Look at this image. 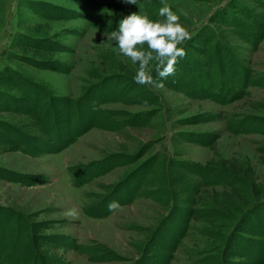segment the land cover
<instances>
[{
  "label": "rangeland",
  "instance_id": "374dc122",
  "mask_svg": "<svg viewBox=\"0 0 264 264\" xmlns=\"http://www.w3.org/2000/svg\"><path fill=\"white\" fill-rule=\"evenodd\" d=\"M163 3L186 55L139 84L108 37ZM163 3L0 0V264H264V0Z\"/></svg>",
  "mask_w": 264,
  "mask_h": 264
},
{
  "label": "clouds",
  "instance_id": "9594fccd",
  "mask_svg": "<svg viewBox=\"0 0 264 264\" xmlns=\"http://www.w3.org/2000/svg\"><path fill=\"white\" fill-rule=\"evenodd\" d=\"M135 4L136 0H126ZM163 3V0H162ZM159 15L165 17L163 21H152L146 15L132 13L119 21L118 28L112 31L108 39L116 41L122 55L130 58L133 64H138L134 77L139 84H155L148 71L149 62H157L159 77L166 79L175 74V64L178 58L186 55L184 48L179 47L190 39L188 31L180 24L176 15L167 3L159 9ZM147 45V50L137 46ZM163 87V84L156 85ZM120 208L117 201L108 205L109 211ZM66 215L72 218L78 216L75 208L69 209Z\"/></svg>",
  "mask_w": 264,
  "mask_h": 264
},
{
  "label": "trees",
  "instance_id": "16d2710c",
  "mask_svg": "<svg viewBox=\"0 0 264 264\" xmlns=\"http://www.w3.org/2000/svg\"><path fill=\"white\" fill-rule=\"evenodd\" d=\"M86 116H85V120H83V124L78 126L77 129H76V133H74L75 135H78L80 133H82L83 131H85L86 129L90 128L91 126H93L96 122H95V118L93 116H91L90 114H87L85 113ZM53 139V138H52ZM54 142H49L46 147H43L41 149H44L45 151H56V150H59L61 149L62 147L66 146L70 141L71 139L70 138H67V139H62L60 140L59 142L56 141V140H53ZM81 183V182H79ZM128 201V196L127 198L125 199V197H121V198H118L117 199V202L119 204H123L124 202ZM85 212H88L86 209H84ZM109 211L108 209V206L106 208H103V211L102 212H95L93 213L92 215H96V216H104L106 215ZM91 214V213H90ZM182 231L178 232L176 234V237H172L173 238V242L177 243L180 239V236L182 235V233L184 232V228L181 229ZM0 257H3L1 256V252H0Z\"/></svg>",
  "mask_w": 264,
  "mask_h": 264
}]
</instances>
